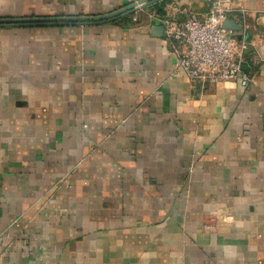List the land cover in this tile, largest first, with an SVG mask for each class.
Masks as SVG:
<instances>
[{
    "label": "crops",
    "instance_id": "crops-1",
    "mask_svg": "<svg viewBox=\"0 0 264 264\" xmlns=\"http://www.w3.org/2000/svg\"><path fill=\"white\" fill-rule=\"evenodd\" d=\"M135 1L0 0V18ZM211 2L0 27V264H264V59L248 85L192 82L153 19ZM234 2L264 33V0Z\"/></svg>",
    "mask_w": 264,
    "mask_h": 264
},
{
    "label": "built area",
    "instance_id": "built-area-1",
    "mask_svg": "<svg viewBox=\"0 0 264 264\" xmlns=\"http://www.w3.org/2000/svg\"><path fill=\"white\" fill-rule=\"evenodd\" d=\"M181 12L185 14L184 18L174 14L155 15L153 19L163 25L164 35L177 55L180 67L192 82L241 80L244 85L253 82L254 78L242 69L241 64L249 55L255 61L264 59V33L246 37L255 26L248 20L242 5L234 0H212L206 12L187 9ZM228 19L239 23L241 31L226 28ZM238 33H242L241 39Z\"/></svg>",
    "mask_w": 264,
    "mask_h": 264
},
{
    "label": "water",
    "instance_id": "water-1",
    "mask_svg": "<svg viewBox=\"0 0 264 264\" xmlns=\"http://www.w3.org/2000/svg\"><path fill=\"white\" fill-rule=\"evenodd\" d=\"M162 0H139L129 6L119 9L110 14L100 16H54V17H25V18H0V27L3 26H44V25H88L94 23H103L112 21L116 18L131 15L140 8L153 5ZM225 27L239 31L241 25L234 20L228 19L225 22ZM164 31L163 26H157ZM238 38H242V34L238 33ZM242 69L249 72L250 67L247 62H242Z\"/></svg>",
    "mask_w": 264,
    "mask_h": 264
}]
</instances>
